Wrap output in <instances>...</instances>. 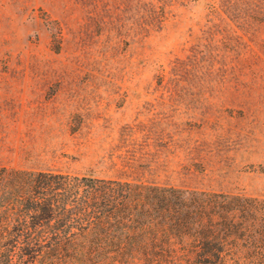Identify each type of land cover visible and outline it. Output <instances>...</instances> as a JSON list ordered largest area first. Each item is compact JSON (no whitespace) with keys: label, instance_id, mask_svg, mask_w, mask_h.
Segmentation results:
<instances>
[{"label":"rangeland","instance_id":"rangeland-1","mask_svg":"<svg viewBox=\"0 0 264 264\" xmlns=\"http://www.w3.org/2000/svg\"><path fill=\"white\" fill-rule=\"evenodd\" d=\"M0 167L264 200V0H0Z\"/></svg>","mask_w":264,"mask_h":264},{"label":"trees","instance_id":"trees-1","mask_svg":"<svg viewBox=\"0 0 264 264\" xmlns=\"http://www.w3.org/2000/svg\"><path fill=\"white\" fill-rule=\"evenodd\" d=\"M244 235L264 238L263 199L0 167V264H227Z\"/></svg>","mask_w":264,"mask_h":264}]
</instances>
